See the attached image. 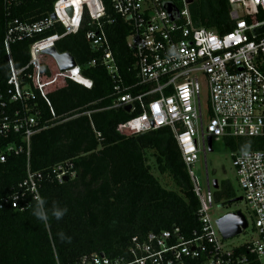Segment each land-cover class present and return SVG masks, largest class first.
Here are the masks:
<instances>
[{
	"label": "built area",
	"instance_id": "1",
	"mask_svg": "<svg viewBox=\"0 0 264 264\" xmlns=\"http://www.w3.org/2000/svg\"><path fill=\"white\" fill-rule=\"evenodd\" d=\"M14 1L3 0L7 6ZM108 2L128 29L126 47L133 62L126 75L116 63L101 25V18L106 15L101 0H55L51 13L37 21L13 19L7 23L2 46L8 78L3 80L0 76V138L8 141L0 143V163L7 156L24 155L26 172L17 191L0 200V209L10 206L23 211L27 208L26 199L35 201L34 197H40L44 180L62 184L64 178L76 176L71 162L55 164L43 173L32 172L28 160L31 137L56 120L44 87L57 78L87 89L92 87V81L81 74L76 62L64 71L57 68L49 82L40 81L42 51L55 48L56 41L75 34L86 15L93 28L85 33V39L99 53L98 59H92L89 65L101 64L112 81L113 99L108 109L124 111L125 106H130L127 113L130 117L118 124L116 132L133 136L169 130L199 203L196 214L200 227L188 238L177 227L148 233L142 238L132 237L115 256L93 252L66 264H188L191 261L264 264V150H245L232 156L238 186L257 231L255 240L243 244V252L238 249L243 245H225L208 214L214 199L210 182L206 177V191L201 194L190 169L198 159L200 148L206 152L207 137L264 138V33H253L254 29L264 27V0H227L233 25L223 34L194 27L185 0ZM165 3L177 10L176 20L168 17L163 8ZM51 14L54 19L50 18ZM57 25L62 27V34L43 36ZM22 40H32L29 59L17 69L13 66L10 46ZM170 46L176 49L177 56L167 54ZM199 78L203 79L206 89L205 107L200 102ZM38 97L49 108L48 120L40 119ZM257 153H260L258 158ZM56 264L59 263L56 261Z\"/></svg>",
	"mask_w": 264,
	"mask_h": 264
},
{
	"label": "trees",
	"instance_id": "2",
	"mask_svg": "<svg viewBox=\"0 0 264 264\" xmlns=\"http://www.w3.org/2000/svg\"><path fill=\"white\" fill-rule=\"evenodd\" d=\"M54 1L15 0L7 6L0 0V76L3 80L8 78L2 46L7 23L13 19L37 21L51 13ZM101 4L106 14L101 18V25L116 63L126 75L133 62L126 47L127 26L114 14L108 0H101ZM228 11L227 0H192L188 5L194 27L218 34L232 28ZM92 28L84 15L75 34L66 35L54 44L57 52L73 56L81 74L92 81V87L87 89L63 78L47 84L44 93L56 120L30 140L28 165L32 172L46 173L53 165L67 161L73 164L76 176L62 184L42 182L39 194L45 201L46 223L32 214L35 201L30 198L25 200L27 208L23 211L10 206L0 209V264H56V261L66 264L93 252L111 257L121 253L132 237L142 238L148 233L177 227L188 238L200 227L196 214L199 203L169 130L133 136L116 132L118 124L130 115L121 109H108L113 99L112 81L101 64L89 65L99 57L85 39V33ZM54 33L62 34V27L57 25L43 36ZM31 41L22 40L10 46L15 68H22L28 62ZM41 63L40 81L46 83L57 67L46 55L41 56ZM36 102L41 121L50 119L46 103L40 97ZM224 140L234 153L264 150V138ZM7 141L0 138L1 144ZM150 159L157 172L170 179L173 188H164L151 173ZM25 172L24 155H10L0 163V200L17 191ZM222 196L230 199L232 193L228 189L214 191V199ZM53 204L67 208L59 220L51 215ZM61 232L71 238L70 242L59 238ZM241 248L244 245L238 248L243 252Z\"/></svg>",
	"mask_w": 264,
	"mask_h": 264
},
{
	"label": "rangeland",
	"instance_id": "3",
	"mask_svg": "<svg viewBox=\"0 0 264 264\" xmlns=\"http://www.w3.org/2000/svg\"><path fill=\"white\" fill-rule=\"evenodd\" d=\"M200 102L202 107L206 103V89L202 78H199ZM234 152L229 149L228 144L221 137L211 139V150L202 152L201 148L198 152L197 161L191 166V172L200 189L201 194L206 191L205 178L210 182V192L215 190L211 187L212 180L224 182L228 185V190L231 191L232 197L226 198L222 196L220 199H213V204L208 210L209 218L215 221L217 218L229 212L239 211L247 222L246 229L238 236L232 237L224 241L225 245L238 247L247 242L255 240L257 231L253 227L254 217L248 209L246 202L243 199V192L238 186L236 171L232 165V156ZM151 173L155 175L159 183L167 189L173 188L170 179L166 175H160L153 165L152 160H149ZM220 190V189H219Z\"/></svg>",
	"mask_w": 264,
	"mask_h": 264
},
{
	"label": "water",
	"instance_id": "4",
	"mask_svg": "<svg viewBox=\"0 0 264 264\" xmlns=\"http://www.w3.org/2000/svg\"><path fill=\"white\" fill-rule=\"evenodd\" d=\"M187 4H190L192 0H185ZM163 8L168 14V17L170 20H176L178 18V13L175 7L169 3H165L163 5ZM70 11V10H68ZM51 19H54V15H50ZM254 35H259L261 33H264V27H259L254 29L253 31ZM42 54L48 55L51 57L56 65L59 71H64L66 69L72 68L75 65V60L72 55L69 53H58L57 50L54 47L47 48L42 51ZM130 109V106L127 105L123 108L124 112L128 113ZM206 145L207 150H211V138H206ZM67 181V178H64V182ZM212 188L217 189V181L212 180L211 182ZM216 228L221 235V238L223 240L230 239L232 237L240 235L247 227V222L244 218V216L239 212H229L222 217L217 218L214 221ZM101 255V254H100Z\"/></svg>",
	"mask_w": 264,
	"mask_h": 264
},
{
	"label": "clouds",
	"instance_id": "5",
	"mask_svg": "<svg viewBox=\"0 0 264 264\" xmlns=\"http://www.w3.org/2000/svg\"><path fill=\"white\" fill-rule=\"evenodd\" d=\"M167 54L170 56V57H175L178 55L176 49L174 47H169L168 50H167ZM244 155L247 156V152H244ZM260 153H257V158L259 157ZM35 199V206L32 210V214L37 218L39 219L40 221L42 222H47V219H48V214L44 208V204H45V201L44 199H42L41 197H39L38 195L36 197H34ZM67 211V208H58L56 207L55 204H53V207L51 208V215L53 217H55L57 220L61 219L63 217V215L66 213ZM58 236L61 240H66L68 242H70V237H66L64 235V233H58Z\"/></svg>",
	"mask_w": 264,
	"mask_h": 264
},
{
	"label": "flooded vegetation",
	"instance_id": "6",
	"mask_svg": "<svg viewBox=\"0 0 264 264\" xmlns=\"http://www.w3.org/2000/svg\"><path fill=\"white\" fill-rule=\"evenodd\" d=\"M222 190V189H228V185L224 182H218L217 181V190Z\"/></svg>",
	"mask_w": 264,
	"mask_h": 264
}]
</instances>
